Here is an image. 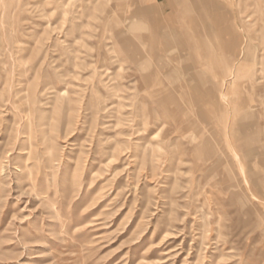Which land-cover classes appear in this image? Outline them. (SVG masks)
I'll return each mask as SVG.
<instances>
[{
  "label": "rangeland",
  "instance_id": "rangeland-1",
  "mask_svg": "<svg viewBox=\"0 0 264 264\" xmlns=\"http://www.w3.org/2000/svg\"><path fill=\"white\" fill-rule=\"evenodd\" d=\"M205 2L0 0V264H264V0Z\"/></svg>",
  "mask_w": 264,
  "mask_h": 264
},
{
  "label": "bare ground",
  "instance_id": "bare-ground-1",
  "mask_svg": "<svg viewBox=\"0 0 264 264\" xmlns=\"http://www.w3.org/2000/svg\"><path fill=\"white\" fill-rule=\"evenodd\" d=\"M127 1V0H126ZM133 1H136V0H133ZM215 1V0H214ZM213 0H207V2H205V3H207V4H213V3H215ZM219 1V0H218ZM116 2V1H115ZM223 2H225L228 6H231L232 5V0H223ZM118 3V2H117ZM123 3V2H122ZM221 3H222V1H221ZM215 4H219V3H215ZM121 5V4H120ZM209 5H207V6H209ZM118 6V5H117ZM111 7V6H110ZM112 7L115 9V7H116V5H115V7L112 5ZM179 7L180 8H178L179 9V11L183 14V16L184 17H186V15L188 14V13H191V14H193V11H194V8H192V6H189V4L187 3V5H186V1H180V4H179ZM175 10V7H173V11ZM120 11V10H119ZM206 11H207V9H206ZM177 12V11H176ZM208 12V11H207ZM207 12H206V14H207ZM210 12V11H209ZM194 15V14H193ZM226 15V13H225V11H222V10H220L219 11V16H225ZM107 17L109 16V15H106ZM110 16H112V14L110 15ZM194 19H196V18H194ZM223 19H224V21H225V18L223 17ZM158 22H160L161 24H164L166 21H165V19L164 18H162L161 19V21H158ZM160 24V25H161ZM210 25H212V22L211 23H209ZM188 25L189 26H191V27H193V25H195V22H188ZM228 26V25H227ZM230 29V28H229ZM170 30H171V28H168V29H165V27H164V32H167V33H170ZM162 31H163V29H162ZM175 40L177 41L178 40V37L177 36H175ZM181 39H182V42H180V39H179V42H180V44H183V45H187V47H191L192 46V44H193V37H192V35H190V34H187V33H185L184 32V35H181ZM178 42V41H177ZM234 57V56H233ZM154 86V85H153ZM29 145V144H28ZM47 160V159H46ZM49 162V161H48ZM86 226V225H85Z\"/></svg>",
  "mask_w": 264,
  "mask_h": 264
}]
</instances>
